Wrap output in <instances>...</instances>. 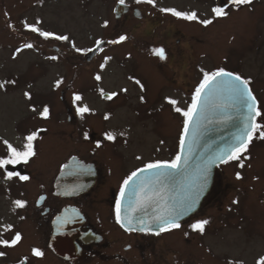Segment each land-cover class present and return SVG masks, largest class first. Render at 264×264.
I'll return each mask as SVG.
<instances>
[{
  "label": "rangeland",
  "instance_id": "374dc122",
  "mask_svg": "<svg viewBox=\"0 0 264 264\" xmlns=\"http://www.w3.org/2000/svg\"><path fill=\"white\" fill-rule=\"evenodd\" d=\"M118 3L0 0V82L16 81L0 89V158L8 156L3 141L22 150L25 137L37 132L33 141L37 155L24 164L30 180L25 184L18 180L12 188L16 181L6 179L0 169V239L8 225L24 231L20 247L4 250L10 256L29 252L32 227L37 225L32 205L41 188L37 180L54 176L72 155L93 162L103 172L102 178L108 179L121 165L126 169L124 175L148 163L173 161L179 154L185 118L174 111L168 99L177 100V106L186 111L203 79L201 69L224 68L250 78L264 109V0H253L239 10L231 0H156L155 7L125 0L132 11L117 18ZM218 5L228 11L226 18L214 16L212 9ZM134 7L142 11L140 19L133 16ZM161 8L196 12L198 19L177 18ZM204 19L213 23H199ZM105 20L107 28L102 27ZM24 22L67 35L69 41L45 40L25 29ZM119 35H127V41L107 43ZM96 40H105L103 51L88 60L85 54ZM25 43L34 47L25 49ZM72 43L84 52L77 53ZM160 47L165 49L164 60L152 51ZM18 48L23 51L17 53ZM53 56L58 59H50ZM105 57L111 59L105 62ZM97 74L101 81L94 79ZM130 77L139 79L145 90ZM58 79L63 83L56 88ZM122 88L128 91L121 92ZM100 89L120 94L107 100ZM74 94L82 100L74 101ZM45 106L50 111L48 119L39 115ZM77 106H86L91 112L81 117ZM260 122L264 123V118ZM108 132L116 134L114 141L105 139ZM97 142L102 144L99 149ZM244 155L250 156L244 160V168L237 161L220 166L212 191L194 216L209 220L207 233L185 236L191 218L181 229L162 237L164 264H257L264 257V140L255 139ZM237 172L242 179H236ZM16 196L26 200L25 208H16ZM234 200L239 203L232 208Z\"/></svg>",
  "mask_w": 264,
  "mask_h": 264
},
{
  "label": "snow or ice",
  "instance_id": "6c2138e0",
  "mask_svg": "<svg viewBox=\"0 0 264 264\" xmlns=\"http://www.w3.org/2000/svg\"><path fill=\"white\" fill-rule=\"evenodd\" d=\"M118 2L123 5L125 0H118ZM139 3H146L153 7L156 6V0H136ZM227 2V0H226ZM253 0H231V5L239 10L242 6L251 5ZM161 12L171 13V15L181 18L184 20L195 21L198 19L196 12L185 13L181 11H177L173 8H161ZM212 12L216 18H226L229 13L224 6H216L212 9ZM39 23V21L37 22ZM204 26L211 25L213 23L212 19H204L200 20ZM9 27H13V25L9 24ZM23 27L32 33H37L40 37H43L45 40L54 39L57 41H69V37L67 35L56 34L51 31L42 30L37 24H32L28 22H24ZM102 27H108V21L105 20ZM127 35H119L117 39L109 40L107 43L117 45L127 41ZM105 41L96 40L95 49L89 48L88 52L92 51H103L101 45H103ZM34 45L31 43H25V49H31ZM73 49L77 53L84 52L83 49L76 47L75 43H72ZM23 51V49L18 48L16 50L17 53ZM153 53L158 56L160 59H166L165 49L163 47L152 49ZM52 60L58 59V57L53 56L50 57ZM111 57H105V62L110 60ZM100 67L103 69L105 67V63H102ZM203 73V79L199 82L198 86L195 88V91L192 95V104L186 110L182 111L180 107L177 106L178 101L175 99H168V103L173 106L174 111L178 114H181L185 119L183 122V132L180 136V148L183 151L184 147V137L188 134L189 124L192 121L193 116L197 113L199 108L200 114H206L210 107H222V108H243L246 110V115L243 120V126L240 131L239 136H236L235 143H233L227 151L222 154L217 155L215 158H210L205 165L199 170L197 178L190 183L186 188L183 189L182 193L178 197L172 198L171 202L165 201L163 210H158L152 221L147 222L144 219H139L137 224H133L131 218L122 217L121 216V202L123 201L126 189L129 187L130 183L135 184L134 178L138 176V173L144 172L149 169H157L160 170L154 182H160L161 178H166L171 182H175V173L169 172V169H177L180 166L181 155L177 154L175 159L171 162H154L148 163L145 168L138 169L137 171H133L126 179L123 180V184L120 187L119 198L116 200L115 204V220L116 223L124 228L127 232L139 231L142 233L153 234L156 236H160L162 233L172 232L174 230L181 229L182 225L180 223V218L184 216L187 212L191 211L199 200L200 196L204 192L205 188L208 185L210 179V168L212 164H215L218 161L221 163H228L229 161H237L239 162V167L244 168V160L250 159V156H245V153L249 152L250 145L253 143L255 139L264 140V123H261L260 120L264 118V109L261 108L257 97L253 94V90L250 87L252 81L250 78H244L240 74L234 73L232 71H227L224 68H218L215 71L207 72L201 69ZM94 79L96 81H101L102 76L97 74ZM129 79H133L134 83L139 86L141 91H144V85L139 79H135L130 77ZM15 80L0 82V89L5 88L7 84H15ZM63 83L62 79H58L55 82V87L59 88ZM121 92L126 93L128 91L127 88H122ZM100 94L103 98L107 100H113L120 93L111 92L106 93L103 89H100ZM27 99L31 100V94L29 92H24L23 94ZM74 101L78 102L82 100V96L79 94H74ZM141 101L144 100V97H140ZM32 111H36L35 108ZM76 112L81 117L85 113L91 112V109L84 106H77ZM39 115L48 119L50 116V111L47 106L43 107V110L39 113ZM110 117L106 114L104 116L105 120H108ZM231 115H225L224 120H231ZM84 139H88V133L85 132ZM123 135V133H121ZM37 138V132H32L31 134L25 137L26 143L23 145V149H18L10 144L8 141H3V143L7 146L8 156L6 158H0V169H5L8 165H16L23 162L24 164L29 163V161L37 155L35 150L33 141ZM105 139L107 141H114L116 139V134L108 132L105 133ZM95 147L97 149L102 147L101 142H97ZM139 159V157H138ZM75 158H73V161ZM187 163V160H185ZM250 167V165H249ZM64 169H69L68 174H82L83 166L80 165L76 169L70 168L68 164L62 166L61 171ZM13 177L18 178L20 181H29L30 177L28 175H21L18 172L7 171L6 179H12ZM236 179H242L241 173H236ZM146 183L141 181L139 184V188L141 191L144 190ZM75 191V190H73ZM64 194H72L71 192H66ZM139 195V194H138ZM44 197L41 196L40 200H43ZM151 196H146L144 199H138L137 205L142 206L145 203H149L151 201ZM16 208H25L27 202L24 200L17 199L13 202ZM233 203H238V201L234 200ZM135 210V209H133ZM79 215V213H77ZM23 219V217H22ZM125 220L127 223H125ZM70 222V218L67 216L57 217L55 223L57 224V228H63L64 225ZM153 224L156 226L155 230L153 229ZM209 224V220L200 219L196 220L194 223L190 224L189 227L193 232H197L203 234L205 232L206 226ZM12 225H8L6 230H11ZM188 233H185L187 236ZM23 240L22 234L17 231L11 240L8 239H0V246H4L7 248H14L18 246ZM31 255L36 258H43L45 253L39 247H34L31 249ZM6 256V252L0 251V257ZM27 260V257H25ZM20 264H24V261H21ZM229 264H232L229 261ZM257 264H264V257H261L260 260L257 261Z\"/></svg>",
  "mask_w": 264,
  "mask_h": 264
},
{
  "label": "flooded vegetation",
  "instance_id": "af4514ba",
  "mask_svg": "<svg viewBox=\"0 0 264 264\" xmlns=\"http://www.w3.org/2000/svg\"><path fill=\"white\" fill-rule=\"evenodd\" d=\"M128 7L129 10L125 13L126 15L132 11L131 6L128 5ZM137 9L140 11L138 12L139 17L135 14ZM132 13L136 18L140 19L142 17V11L138 7H134ZM73 156L75 155L71 157ZM3 158H6V156ZM70 158L60 164L54 176L37 180L41 188L32 201L37 216V225L32 227L34 236L29 252L19 256H10L4 250L13 248L1 246L2 250L0 251L6 252V256L0 257V264H20L21 261H24V264H29L31 260L32 264H164L162 262L164 254L162 237L169 232L162 233L160 236L139 231L127 232L115 220V204L119 198L123 180L140 167L123 175L125 168L120 164L121 166L113 169L114 177L108 179L102 178L103 172L98 170L93 162L84 161L93 164L94 181L79 192L73 191V194L62 195L57 192L56 181L62 166L67 164ZM79 159L82 160L80 157ZM224 164L217 166L212 188L217 172L220 166ZM1 170L5 175L7 171L18 172L21 175L28 174L23 162L8 165L6 170ZM12 180L16 181V183L12 182L13 184L10 186L12 188L20 183L16 177H13ZM23 182L25 184L27 181ZM10 187H7L8 191H10ZM210 192L204 197L198 211L182 221L181 224L194 218L201 211L200 209ZM41 196L44 197L43 200H40ZM19 197H13L14 201L17 199L26 201ZM238 203L232 208L236 207ZM17 209L21 210L23 208ZM61 216L69 217L70 222L64 225L63 228L58 229L55 221L57 217ZM196 220L200 219L195 217L192 223ZM12 226L11 230L3 232L1 239L11 240L15 232L19 231L23 240L18 246L14 247L18 248L23 244L24 231L20 226ZM187 227L185 232L188 234H200L193 232L189 226ZM207 228L208 226H206L202 235L207 233ZM34 247H39L44 251L43 258H36L31 255V249ZM25 257H27V260H25Z\"/></svg>",
  "mask_w": 264,
  "mask_h": 264
},
{
  "label": "water",
  "instance_id": "95a60500",
  "mask_svg": "<svg viewBox=\"0 0 264 264\" xmlns=\"http://www.w3.org/2000/svg\"><path fill=\"white\" fill-rule=\"evenodd\" d=\"M128 10V5L118 3L115 8L116 17H121ZM138 12H140L138 9L135 10V14L139 17ZM103 46L104 44L101 45V47ZM97 52L98 50L87 52L86 58L91 60ZM226 114L231 115L232 119L225 121L224 116ZM245 115L246 110L237 107H210L209 111L204 115L200 114L198 108L197 113L193 116L188 126V134L184 137L183 151H181V148L179 151L182 157L180 166L177 169L168 170L176 174L175 182L173 183L166 178H161V181L158 183L154 182L157 173L160 171L157 169H149L138 173V176L134 178L135 184L130 183L126 189L125 197L121 202V216L131 218L133 224H137L139 219L151 222L155 213L158 210H163L165 201L170 203L172 198L180 196L183 189L197 178L199 170L210 158H215L217 155L222 154L235 143L234 138L240 134ZM73 158H75L74 161ZM185 160H187V163H185ZM67 164L72 169H76L82 165V174L69 175V169L61 171L56 181L58 193L68 195L64 193L71 192L73 194V190H75L74 192H79L92 184L95 179L93 164L84 163L76 156L71 157ZM219 164L222 163L217 160L215 164L211 165L210 179L207 187L194 208L180 218V223L200 208L204 197L212 188L215 170ZM143 168L145 166L139 169ZM141 181L151 183H146L144 190L141 191L139 188ZM146 196H151V201L142 206H138L137 200H142ZM125 223H127L126 220ZM155 227L153 224L154 230Z\"/></svg>",
  "mask_w": 264,
  "mask_h": 264
},
{
  "label": "trees",
  "instance_id": "16d2710c",
  "mask_svg": "<svg viewBox=\"0 0 264 264\" xmlns=\"http://www.w3.org/2000/svg\"><path fill=\"white\" fill-rule=\"evenodd\" d=\"M255 95V94H254ZM259 102V101H258ZM259 105H260V102H259Z\"/></svg>",
  "mask_w": 264,
  "mask_h": 264
}]
</instances>
